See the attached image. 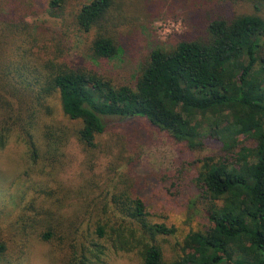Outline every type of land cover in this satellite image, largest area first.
Wrapping results in <instances>:
<instances>
[{"label":"trees","instance_id":"obj_1","mask_svg":"<svg viewBox=\"0 0 264 264\" xmlns=\"http://www.w3.org/2000/svg\"><path fill=\"white\" fill-rule=\"evenodd\" d=\"M64 2L51 0L50 13L60 16ZM135 5L145 7L146 0H89L72 15V26L91 35L92 61L117 58L122 39L117 41L116 29L120 20L138 13ZM252 6L254 12L240 14L226 6L207 9L196 35L145 54L132 84L118 85L93 67L65 59L31 65L26 55H8L0 68V149L18 129L37 162L40 150L29 117L36 118L35 106L44 107L54 95L62 113L81 123L75 137L88 149H95L96 138L108 129L104 116L143 119L189 150L202 149L211 138L220 143L222 154L202 157L196 178L209 200L206 230L190 232L181 254L165 260L153 240L173 234V227L150 223L141 199L108 192L103 208L113 214L109 237L124 251L136 248L141 264H264V16ZM52 130L46 126L42 131L43 160L51 165L65 138H53ZM100 223L98 234H106ZM51 236L49 227L42 237ZM70 264L90 263L78 259Z\"/></svg>","mask_w":264,"mask_h":264},{"label":"rangeland","instance_id":"obj_2","mask_svg":"<svg viewBox=\"0 0 264 264\" xmlns=\"http://www.w3.org/2000/svg\"><path fill=\"white\" fill-rule=\"evenodd\" d=\"M88 1L65 0L61 15L54 16L51 0H0V68L8 55H26L31 65L58 58L93 67L118 85L132 84L142 57L154 48L172 47L180 37L196 35L207 9L226 6L236 14L252 13L254 3L264 16V0H146L145 7L135 5L138 13L119 21L116 37L122 42L117 58L96 62L87 47L91 35L71 24L72 15ZM43 106H35L36 118L29 117L40 150L37 162L18 129L0 149V264H70L78 259L141 264L136 248L124 251L109 237L113 214L103 208L108 192H128L141 199L150 223L173 227V234L153 240L165 260L181 254L190 232L209 227V200L201 195L196 178L202 157L222 154L220 143L207 138L202 149L189 150L143 119L104 116L108 129L96 138V148L88 149L75 137L81 123L62 113L57 96ZM46 126L55 129L49 133L53 138L65 137L56 146L53 165L43 160ZM100 221L106 234L97 232ZM49 227L52 236L44 239Z\"/></svg>","mask_w":264,"mask_h":264}]
</instances>
